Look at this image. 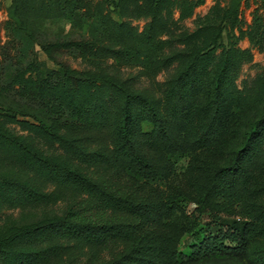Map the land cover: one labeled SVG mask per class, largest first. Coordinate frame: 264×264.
<instances>
[{
    "label": "trees",
    "instance_id": "trees-1",
    "mask_svg": "<svg viewBox=\"0 0 264 264\" xmlns=\"http://www.w3.org/2000/svg\"><path fill=\"white\" fill-rule=\"evenodd\" d=\"M168 1L150 0V4ZM38 2L14 0L5 22L14 36L30 46L35 39L27 18L40 10ZM41 8L49 7L45 3ZM208 50L188 54L189 65L170 83L171 105L165 112L158 110L153 97L132 93L126 81L108 75L75 71L58 63L56 69L36 76L38 86L30 91L35 109L9 114L30 116L36 122L31 126L48 139L53 138L54 120L65 119L63 124L71 129L91 130L96 138L92 136L90 144L97 147L62 138L58 142L72 150L77 161L99 166L103 172L95 176L74 171L0 128L1 149L87 197L59 218L6 232L0 237V263L94 264V256L78 245L85 243L94 250L113 239L122 246L108 249L98 263L192 264L222 255L247 257L253 238L264 237V200L255 206L249 202L252 188L260 192L264 185V179L251 184L254 170L264 173V152H260L264 127L257 130L264 126V117L242 134L240 146L225 163L217 160L218 148L226 151L227 141L238 136L224 114L226 69L208 89L203 117L194 121L188 115L185 94L186 89L196 92L200 86L195 78L202 73L200 63ZM26 51L22 47V56ZM137 51L132 46L124 50L127 57ZM72 85L80 87L70 98ZM88 86L94 87L91 95ZM141 123L151 130L143 131ZM45 195L29 175L16 171L0 176V197L6 202L41 200ZM181 242L189 248L188 254L179 250ZM260 259L264 264V256Z\"/></svg>",
    "mask_w": 264,
    "mask_h": 264
},
{
    "label": "rangeland",
    "instance_id": "rangeland-1",
    "mask_svg": "<svg viewBox=\"0 0 264 264\" xmlns=\"http://www.w3.org/2000/svg\"><path fill=\"white\" fill-rule=\"evenodd\" d=\"M13 1L10 0V5ZM38 1L41 7L46 3L49 8L40 7L28 15L35 39L31 46L14 36L5 24L10 5L0 4V128L70 169L95 176L103 172L99 166L77 161L75 153L58 142L62 138L86 147H97V144H90L91 137H95L91 130L71 129L63 124L65 119L60 123L53 119V138L48 139L31 126L36 122L30 116L9 114L10 111L28 113L35 109L36 101L31 100L30 91L31 87L38 86L36 76L56 69L58 63L75 71L126 81L128 91L141 97H153L158 110L165 112L171 105L167 99L170 83L189 65L188 54L209 49L200 63L202 73L195 78L200 86L196 92H192V87L186 89L185 94L188 115L194 121L203 117L208 108V89L226 69L224 114L229 119L228 127L236 129L238 136L227 141L226 151L222 146L216 151V158L222 163L240 146L242 134L250 125L264 117V0H169L158 6H152L150 0ZM128 46L137 48V55L127 57L124 50ZM22 47L27 48L23 56ZM79 87L72 85L68 96L71 98ZM93 88L87 87L88 95ZM262 127L260 125L257 130ZM141 128L151 130L147 123H141ZM102 133L107 135L106 131ZM261 144L260 152L263 153L264 133ZM185 162L179 161L182 165ZM16 171L29 175L46 195L41 200L11 202L0 197V237L14 228L59 218L70 206L76 207L81 199L87 198L77 189L35 172L14 153L0 148V176ZM253 173L251 184L264 179V173L255 170ZM263 200L264 185L260 192L253 187L250 205L255 206ZM117 241L113 239L94 250H89L85 243L78 247L94 256V264H100L99 260L107 255L108 249L122 246ZM179 250L185 254L190 251L182 242ZM68 252L77 254L78 250L69 249ZM262 256L264 237L253 238L247 257L222 255L192 264H260Z\"/></svg>",
    "mask_w": 264,
    "mask_h": 264
},
{
    "label": "crops",
    "instance_id": "crops-1",
    "mask_svg": "<svg viewBox=\"0 0 264 264\" xmlns=\"http://www.w3.org/2000/svg\"><path fill=\"white\" fill-rule=\"evenodd\" d=\"M0 4H4L6 6L10 5V0H0Z\"/></svg>",
    "mask_w": 264,
    "mask_h": 264
}]
</instances>
